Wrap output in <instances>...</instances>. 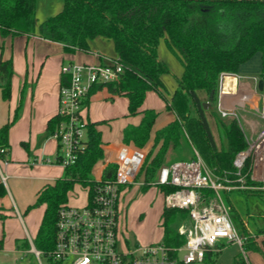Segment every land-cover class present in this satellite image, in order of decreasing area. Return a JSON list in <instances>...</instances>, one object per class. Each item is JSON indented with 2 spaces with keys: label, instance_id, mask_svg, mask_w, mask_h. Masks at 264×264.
Here are the masks:
<instances>
[{
  "label": "trees",
  "instance_id": "trees-1",
  "mask_svg": "<svg viewBox=\"0 0 264 264\" xmlns=\"http://www.w3.org/2000/svg\"><path fill=\"white\" fill-rule=\"evenodd\" d=\"M35 9L36 0H0V33L34 34ZM39 32L46 39L62 43L68 53L89 51L90 40L97 37L113 41L123 71L114 81L94 85L86 103H90L95 92L105 88L112 96L128 98L130 114H142L138 124L124 128L122 139L139 147L152 143L145 163L147 181L155 179L170 151L181 154L190 145L214 172L236 177L234 159L248 145L241 122L238 117H223L217 108H205L198 91L205 89L212 106L216 105L221 72L237 73L243 62L258 51L264 52V0H64L61 11L39 24ZM162 37L181 60L184 70L167 105L176 117L153 131L158 112L141 108L147 92L160 90L162 75L169 71L157 50ZM13 73L12 60L0 59V86L4 80L10 86ZM261 76L264 78V68ZM67 79L68 76H61L62 83H67ZM209 110L215 116L220 146L208 119ZM60 118L56 114L49 119L51 133ZM87 134L77 161L65 167L63 177L45 184L35 203L29 206L45 205L34 241L39 249L54 247L59 207L68 201L76 182L84 186L93 184V170L104 158L102 131L97 122L89 121ZM8 146L0 143V151H7ZM148 186L151 185L142 188ZM174 189L165 187L166 191ZM242 191L256 195L264 205V189ZM187 214L186 209L164 207L166 244L177 246L185 242L177 226ZM238 230L246 238V251L263 249L243 222ZM260 233L264 229H259ZM218 253L208 251L207 264H214ZM232 264L248 262L241 252L234 255Z\"/></svg>",
  "mask_w": 264,
  "mask_h": 264
},
{
  "label": "built area",
  "instance_id": "built-area-1",
  "mask_svg": "<svg viewBox=\"0 0 264 264\" xmlns=\"http://www.w3.org/2000/svg\"><path fill=\"white\" fill-rule=\"evenodd\" d=\"M122 71L117 56L108 62L70 61L62 65V76L68 79L67 83L60 80L57 114L61 118L51 133L59 147L56 157L47 162L65 168L77 161L88 136V93L94 85L118 79ZM229 77L236 79L237 75L220 74L216 107L223 117H238L234 109L221 105L223 95L231 88ZM260 115L264 119V107ZM146 160L147 152L132 143L122 145L113 159L103 158L100 175L93 176V184L87 186L85 203L76 206L65 202L59 207L54 247L45 251L32 244L38 264H191L204 261L208 251L219 252L232 242L240 245L246 257V238L235 225L231 200L223 191L264 189V126L236 155L235 178L214 172L198 155L160 167L155 179L147 181ZM145 184L161 189L165 207L188 211L177 226L185 236L181 245L164 241L131 244L123 238L121 193L130 186ZM167 186L175 189L166 191Z\"/></svg>",
  "mask_w": 264,
  "mask_h": 264
},
{
  "label": "rangeland",
  "instance_id": "rangeland-1",
  "mask_svg": "<svg viewBox=\"0 0 264 264\" xmlns=\"http://www.w3.org/2000/svg\"><path fill=\"white\" fill-rule=\"evenodd\" d=\"M103 40V43L98 45V47L92 46V58L89 60L91 63L100 59L101 54L105 62L116 56L113 41L111 39ZM91 41L93 39L90 40V44ZM5 49L6 56L9 55V58H12L14 63L11 93H13L12 95L15 98V105L11 125L15 124L16 121L18 122V119L20 120L22 117L23 124L28 125L31 116L34 114L41 116L43 107L47 106V104L55 103L58 105V92L54 96L51 91L56 84L44 72L46 70L45 67L47 70H55L60 65L61 60L51 50L48 52L44 50L45 48L40 46L37 38L30 37L28 39L27 36L20 34L15 35L13 39L7 40ZM157 50L159 57L166 63L169 71L162 75L163 86L161 89L149 90L142 105L143 109H154L158 112L153 131L167 123L171 116L172 113L167 105L172 92L178 86V79L183 72V65L180 59L171 51L164 37L160 39ZM47 53L49 54L47 55ZM58 88L59 86H57V90ZM201 90L205 91V89H200L199 91ZM85 113H88L91 119L97 122L98 127L102 131L104 142L108 143V148L105 149L106 159L113 156L114 149L121 143L124 128L129 124L139 123L142 115L141 113L130 114L128 98L120 94L112 96L105 88L98 90L91 96L89 107L85 110ZM208 117L212 124L217 144L220 146L221 142L213 122L215 121V116L213 117V114L210 113ZM198 155L202 158L200 152L193 145L186 146V149L181 154H174V152L170 151L166 162L162 166L176 160L194 159ZM50 166L47 169L49 171H46V173L48 172L60 178L64 176L65 168L63 164L55 163ZM100 173L101 163H98L93 170V176L97 177ZM223 194L227 199L229 197L231 200L233 206L232 215L236 227L239 228L241 222H243L256 238L259 229L264 227V205L262 200L256 195L242 190L223 191ZM87 195V186L76 182L69 192L67 202L76 206L83 205ZM120 204V226L124 239L131 244L139 243L141 245L164 241L163 211L165 203L164 194L158 186H148L145 189L136 185L123 189ZM34 208L41 210L43 217V206L38 205ZM263 238L258 240L259 244L264 245ZM238 253H241V247L238 243L225 244L219 251L214 264H232L234 255ZM246 257L251 264H264V251L261 249L247 250ZM38 263L35 253L25 252L24 250L17 258L11 257L9 262V264ZM191 264H207V262L206 260L202 262L195 261Z\"/></svg>",
  "mask_w": 264,
  "mask_h": 264
},
{
  "label": "crops",
  "instance_id": "crops-1",
  "mask_svg": "<svg viewBox=\"0 0 264 264\" xmlns=\"http://www.w3.org/2000/svg\"><path fill=\"white\" fill-rule=\"evenodd\" d=\"M63 6L64 0H37L35 9L37 30L34 34H20L27 36L28 39L30 37L37 38L40 46L45 48L44 50H47V52L51 50L56 56L60 57V65L55 70H47L45 67L46 70L44 72L48 78L55 82L56 86L52 87L51 91L54 96L58 92V99L59 88L57 90V86L60 87L62 65L70 61L91 63L89 60L92 58V46L98 47V45L103 43V39H107L104 37L94 38L91 41L89 51L68 53L64 50L62 43L42 37L39 32V24L49 16L61 11ZM13 38L14 36H3L0 33V59L5 62L10 59L13 62L9 55H7L8 57L6 56L5 49L7 40ZM97 62H105L102 54L100 59L92 63ZM263 68L264 52L258 51L240 65L236 73V79L233 77L227 79L231 88L221 99V105L224 109H234L238 113V118L248 140L255 138L264 126V119L260 115L264 107V89L260 90L258 88L259 79H264L261 76ZM3 82L4 84L0 86V143L5 145L8 143L9 146L7 151L6 149L0 151V264H9L10 258H17L23 250L25 252L32 251V244L35 245L34 240L43 217L41 210H37L34 207L29 208V206L35 203L39 192L45 184L53 183L57 178H60L48 172L46 173V171H49L47 169L51 167L50 165L55 164L46 160L54 159L59 147L58 141L48 130V121L58 113L59 103L58 105L55 103L47 104V106L43 107L41 116H38V114L31 116L28 125L23 124V117L20 120L18 119V122L16 121V125H11L15 98L12 95L13 93H11L12 83L10 86H6L5 80ZM198 94L204 102H210L206 90L198 91ZM211 108L217 107L211 104L209 109L211 110ZM210 110L207 115L212 114ZM170 112L172 114L167 123L176 117L173 111L170 110ZM87 116L90 121L95 122L88 113ZM213 122L215 125V121ZM135 124H138V122ZM210 125L213 131L212 124L210 123ZM125 144L127 143L122 139L121 143L114 149V154L110 159H113L119 148ZM151 144L149 143L142 148L148 152ZM102 146L105 158V149L108 148V143L103 140ZM41 206L45 210V205L41 204ZM260 229H264V227ZM263 237L264 233L258 234L256 237L257 242ZM259 245L264 251V245Z\"/></svg>",
  "mask_w": 264,
  "mask_h": 264
},
{
  "label": "water",
  "instance_id": "water-1",
  "mask_svg": "<svg viewBox=\"0 0 264 264\" xmlns=\"http://www.w3.org/2000/svg\"><path fill=\"white\" fill-rule=\"evenodd\" d=\"M258 88L260 90H263L264 89V79H259L258 81ZM211 106V103L210 102H204V107L205 108H209Z\"/></svg>",
  "mask_w": 264,
  "mask_h": 264
}]
</instances>
